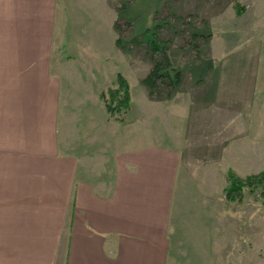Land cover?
Masks as SVG:
<instances>
[{
	"label": "crops",
	"instance_id": "1",
	"mask_svg": "<svg viewBox=\"0 0 264 264\" xmlns=\"http://www.w3.org/2000/svg\"><path fill=\"white\" fill-rule=\"evenodd\" d=\"M58 2L7 0L15 7L24 5V10L15 9L20 16H32L38 21L26 24V34L37 39L45 36L46 29L53 25ZM9 9L6 6V11ZM36 58L30 57L33 61L20 67L25 73L13 78L19 87L13 99L5 98L6 107L15 108L10 119L13 126L8 131L22 130L29 135L27 142L21 141V149L14 150L11 144L0 148L10 156L9 160L16 161L6 165L0 174V181H5L8 189L0 203V264H205L209 261L206 259L211 255L210 245L205 242L206 234L210 233L208 215L204 210L188 209L190 198L185 187L191 179V162L196 167L205 158L214 162L222 150L216 144L205 146L206 138L202 136L204 146L190 145V126L197 119L203 122L199 116L211 107L220 109L226 105L235 114L242 112L243 107L254 103V81L248 87L246 78L241 84L246 89L234 87L230 81L235 79L231 76L237 70L227 71L228 84L224 89L231 88L225 94L228 100L221 101L220 79L214 72L217 67L197 66L196 73L199 78L203 76L200 83L186 79L185 71L179 67L183 79L172 101L166 105L149 98L140 101L135 93L136 106L132 113L131 78L138 84L137 90L147 93V87L141 85L140 70H134L133 77L130 73H120L130 86L131 110L124 123L110 125L106 121L109 114L102 93L96 97L95 85L90 89L95 96L73 105L75 92L68 94L71 83L56 79L44 66L43 57ZM245 72L254 79L251 69ZM97 83L102 84L101 80ZM26 96L28 100L24 101ZM139 103H148L150 109L139 108ZM157 105L164 108H153ZM219 118L210 115L208 123L218 122ZM59 119L65 131L59 129ZM70 119L73 122L76 119L73 131L66 128ZM254 121L262 123L263 136L264 112ZM142 122L150 124L149 132H135ZM251 133V138L260 137ZM205 177V174H193L197 183L200 178L205 182ZM10 182L15 188L20 186L16 193L9 190ZM196 201L201 203L200 196ZM185 235L194 240L183 243L192 255L189 254L187 261H180L176 249ZM211 244L214 251L219 250L220 238ZM191 257L201 259L197 263ZM209 263L220 264L215 259Z\"/></svg>",
	"mask_w": 264,
	"mask_h": 264
},
{
	"label": "rangeland",
	"instance_id": "2",
	"mask_svg": "<svg viewBox=\"0 0 264 264\" xmlns=\"http://www.w3.org/2000/svg\"><path fill=\"white\" fill-rule=\"evenodd\" d=\"M6 6L10 8L7 11ZM56 8L53 25L46 29L45 36L37 39L26 34V24L38 21L32 16L22 17L15 11L26 9L24 5L15 7L7 0H0V98L3 96L4 99L0 101V148L5 149L11 144L14 150L21 149V143L27 142L29 132L8 131L13 126L10 119L15 108L13 105L6 107L5 98L13 99L12 95L19 87L13 83V78L25 73L20 67H26L30 57H43L40 59L44 66L56 79L71 83L68 94L75 92L71 101L74 105L73 102L93 97L90 90L93 85L97 89L94 91L96 97L115 88L118 73H130L133 77L134 70H140L142 82L139 81L147 87L144 81L153 70L156 59L149 51L151 36L145 32L156 30L159 41L167 44L172 67L175 70L182 68L189 81L203 80L202 74L199 78L196 73L197 66L217 67L214 72L220 79L221 101L228 100L225 94L231 88L224 89L228 84L227 71L237 70L233 76L230 75L235 78L230 81L234 87L246 89L241 85L244 80L247 78L248 87L254 81V103L243 107L242 112L235 114L226 105L220 109L211 107L199 116L203 122L200 120L199 123L197 119L196 124H191L190 145H220L222 154L216 156L218 160L214 162L205 158L197 167L191 162L192 180L185 187V193L190 198V211L200 209L208 215L207 231L210 233L206 234L205 242L210 245L211 255L206 260L211 262L215 259L220 264H264V199L261 190L245 188L241 202L229 201L226 197L230 172L242 179L264 173L262 123L254 121L264 112V0H59ZM25 12L29 15L28 10ZM248 69L254 73L252 80L245 74ZM131 79L135 100L132 113L136 106L135 93L139 100L149 98L164 105L177 94L178 86L171 85L169 81H159L152 92L147 87L146 93L137 90L138 84L134 78ZM24 98V101L28 100L27 96ZM145 104L139 103L138 106L149 110L148 103ZM101 107L106 112L104 105ZM153 108L164 107L157 105ZM210 115L220 116V121L208 123ZM126 117L127 114L125 120ZM106 121L110 125L121 123L110 115ZM73 123L76 119L74 122L68 120L66 128L73 131ZM61 126L63 123L59 119L60 130ZM149 126L148 122H142L135 132H149ZM251 132L260 137L251 138ZM201 136L206 138L205 144ZM0 152L1 174L6 165H13L16 161L9 160L10 156L4 151ZM204 166L205 170H201ZM193 174H205V182L200 178L197 183ZM4 185L5 181H0V203L8 191ZM7 185L14 193L20 188H15L11 182ZM199 196L201 203L196 201ZM219 238L220 249L214 251L211 243L219 241ZM193 241L187 235L183 236L181 246L176 249V253H180V261H187L189 254L192 255L183 243ZM200 259L192 260L191 257L192 262L199 263ZM209 261L205 264H210Z\"/></svg>",
	"mask_w": 264,
	"mask_h": 264
},
{
	"label": "trees",
	"instance_id": "3",
	"mask_svg": "<svg viewBox=\"0 0 264 264\" xmlns=\"http://www.w3.org/2000/svg\"><path fill=\"white\" fill-rule=\"evenodd\" d=\"M145 33L151 36L148 42L149 51L153 59H156L153 70L144 81L145 85L150 88L151 92L155 90L157 83L161 80L169 81L171 85L178 86L182 75L179 70H175L172 67L167 44L159 41L156 30L148 29ZM158 56L159 59L157 60ZM101 99L105 103L110 117L124 123V117L130 109L131 94L129 83L122 74L119 73L117 75V86L102 93ZM228 184L226 197L229 201L241 202L245 188H250L251 191L259 188L264 199V173L251 175L242 179L230 172L228 175Z\"/></svg>",
	"mask_w": 264,
	"mask_h": 264
}]
</instances>
